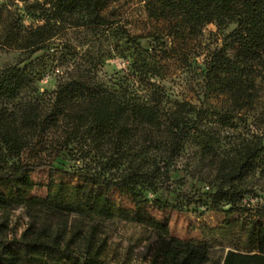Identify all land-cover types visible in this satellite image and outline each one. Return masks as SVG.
Here are the masks:
<instances>
[{
	"label": "trees",
	"instance_id": "obj_1",
	"mask_svg": "<svg viewBox=\"0 0 264 264\" xmlns=\"http://www.w3.org/2000/svg\"><path fill=\"white\" fill-rule=\"evenodd\" d=\"M107 2L51 0L52 14L43 24L20 26L11 35L27 55L0 68V209L22 206L31 220L18 239L0 240V264H43L46 259L50 264H111L91 237L81 252L67 244L60 246L52 233L51 218L69 214L127 220L149 227L159 236L169 233V215L176 206L158 195L145 198L143 189L167 190L158 180L157 164L163 162L167 169L172 153L190 129L199 127L209 108H198L191 118L193 112L185 110V104L167 106L157 85L141 91L109 86L92 66L61 78L50 91L39 92L34 84L49 67L70 61L64 53L56 57V46L50 41L60 16L84 13L89 23L104 25L107 19L102 11ZM210 7L236 19V27L227 35L230 43L249 45L230 56L224 44L206 62L207 93L221 94L229 102L220 114L221 124L226 125L239 111L252 106L256 79L264 81V0H151L146 9L149 17L174 19L173 26L179 29L175 33L182 34L187 27L200 25ZM123 34L138 45L137 37L125 30ZM41 50L48 54L34 64L32 55ZM155 130L164 135V154L152 158L149 170L131 162L122 166L128 145L136 138L151 143ZM84 143L117 153L116 163L111 164L115 170L104 173L85 167L70 172L53 163L71 151V145ZM259 151V147L246 150L244 157L254 158ZM25 152L31 162L21 159ZM51 153V160L46 159ZM213 197L223 199L229 209L237 206L235 195L222 186ZM246 236L245 252L227 251L222 264H264V209L258 211ZM187 260L186 254L168 244L157 263L113 264H186Z\"/></svg>",
	"mask_w": 264,
	"mask_h": 264
},
{
	"label": "rangeland",
	"instance_id": "obj_2",
	"mask_svg": "<svg viewBox=\"0 0 264 264\" xmlns=\"http://www.w3.org/2000/svg\"><path fill=\"white\" fill-rule=\"evenodd\" d=\"M50 1L0 0V68L27 55L11 35L15 36L20 26L43 24L52 14ZM148 1L108 0L102 11L107 19L104 25L89 23L84 13L60 16L50 41L56 46V57L64 53L70 61L49 67L34 84L39 92L50 91L61 78L92 66L109 86L141 91L157 85L167 106L183 103L185 110L193 112L191 118L198 108H209L199 127L190 129L172 153L167 169L163 162L157 164L158 180L167 190L143 189L145 198L158 195L176 206L169 215V233L159 236L132 221L73 214L51 218L52 233L58 236L60 246L67 244L79 252L91 237L111 264L157 263L168 244L188 256L186 264H222L227 251L245 252L247 231L258 211L264 209V81L256 79L257 96L252 106L221 124L220 114L229 102L221 94L207 93L204 76L207 60L224 44L230 56L249 48L230 43L227 37L236 27V19L210 7L200 25L175 33L179 29L173 26L174 19L148 16ZM123 30L137 37L138 45L128 42ZM47 54L44 50L34 53L33 63H41ZM137 134L141 135L140 128ZM152 135L151 143L136 138L128 145L122 166L131 162L149 170L152 158L164 154L165 149L163 133L155 130ZM70 147L73 149L53 163L70 172L85 167L104 173L115 170L111 164L116 163L117 153L88 143ZM256 147L260 148L256 157H244L246 150ZM26 154L21 159L32 160ZM48 155L46 159L51 160L52 153ZM221 186L235 195L237 206L233 209L213 197ZM30 220L22 206L0 209V240L18 239Z\"/></svg>",
	"mask_w": 264,
	"mask_h": 264
}]
</instances>
